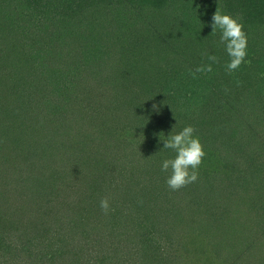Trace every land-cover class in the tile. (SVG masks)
I'll use <instances>...</instances> for the list:
<instances>
[{"label": "rangeland", "instance_id": "rangeland-1", "mask_svg": "<svg viewBox=\"0 0 264 264\" xmlns=\"http://www.w3.org/2000/svg\"><path fill=\"white\" fill-rule=\"evenodd\" d=\"M32 1L0 0V8L3 7L5 13L9 12L0 14V43L9 44L15 49L14 54L17 58L15 60L28 55L33 63L35 56L39 54L41 66L46 71L57 68L63 71L71 64L72 55L55 56V49L58 52L61 51L60 48L50 44L49 38L52 34L40 27H45L47 23L51 25L52 22L39 21V19L42 16L45 20L48 12L49 14L61 12L58 4H65L67 0H43L44 3L37 9ZM256 1L259 0H245L246 6L242 3L240 9L238 4L231 5L233 0L220 2L218 0H97L95 18L106 24L102 26L103 31L109 32L111 38L116 37L112 35H118L117 40L120 42H110L113 63L104 64L101 73L102 78L107 81L104 82L100 78L89 81V78H86L82 84V91H85L87 86H91L88 88L90 91L96 89V97L102 90L108 91V97L105 98L101 108L103 112L94 114L95 120L85 119V108V111L80 108L81 110L76 113V105L65 111L60 104L54 112V107L49 103L46 104L48 97L44 98L43 105H46V109L42 107L38 103L40 98L38 94H41V91L35 88L34 78L29 80L31 77L20 76V73H23V76H31V72L35 70L28 71L25 60L17 64L8 55L0 53V114L5 116L4 112L8 109L7 101H16L15 97L18 98L20 92L26 90L27 93L25 95L23 93L22 110H31L34 114L28 118L23 114V121L27 118L36 125L39 118L43 116L46 118L44 127H47L48 131H45L46 134L43 136L48 140L42 145L35 144L34 147L39 148L38 150L47 151L50 148L55 150L66 147L62 148L63 153L74 152L77 149L84 151L86 155L91 153L93 160H97L102 165L99 168L83 166L84 170L91 169L92 175L105 166L114 168V172H118L123 165H133L130 161L134 162L138 173L154 159L162 160L172 155L167 150L158 152L163 144L154 134L168 133L178 121V129L189 124L196 128L197 135L200 136L207 152L204 163L199 168L198 180L179 190L168 187L166 173L158 177L156 174L151 176L153 179L148 182H153V185L151 191L148 192L146 189L147 198H143L145 209L144 206L140 209V212H146L152 223L146 228L137 224L140 220L143 221L144 213H141L142 217L140 212H134V217L140 216V219L128 225L127 231L119 240L112 239L108 235L114 232L112 225L92 227L88 234H84L74 243L65 244L62 250L59 249V242L53 243L52 235L48 247L45 246L41 254L33 255L22 264H264V87L260 92L257 86V82H264V0L259 1L261 4H258L255 13H249L250 16L257 18H248L251 23L247 32L249 62L245 64L248 68L244 72H252L254 83L250 81L249 84L243 77L244 85L232 95L236 98L238 96L237 99L225 97L235 86L225 89L221 86L214 88L215 84H213L210 87V96L204 102L200 101L190 106L188 111L180 107H178L180 111L177 110L175 102L169 101L167 107L159 102L162 93L165 96L166 89H170V84L173 85L174 91H178V94H175L178 103L183 102L186 96L190 97L191 93L184 89H191V70L195 72L196 78L203 81L207 80L208 74L211 73L218 77H214L218 79L215 80L216 83L221 84L224 81L222 85H234L233 74L240 71L237 69L229 73L226 70L228 57L222 51L223 46L219 44L220 33H212L210 21L218 7L241 18L243 14L240 13L247 11L249 4ZM86 14L87 11L82 18ZM35 16L37 18H34ZM124 18L128 21H125L122 27L116 21ZM173 19H178L176 26L180 29L186 27L185 24L189 20L195 22L196 29V32L191 31L187 38L177 36L178 30L172 36L166 30L163 33L166 34L163 36L168 43L176 47L180 46L176 51L177 59L174 53L170 55L164 52L163 43H161L163 47H157L147 37L148 25L156 29L163 24L165 28ZM71 20L75 22L74 19ZM198 22L202 28L201 33L198 32ZM37 27L42 30L38 31L35 29ZM170 29L168 27V30ZM191 29L194 30L193 27ZM51 30L56 28L51 26ZM68 33L67 31L63 36ZM77 39L79 38L76 37ZM76 40L71 45H74L73 47L78 51L86 52L88 48L85 43ZM50 48L54 49L50 51ZM149 50H153L154 54H148ZM159 50L163 51V54H158ZM156 53L158 55H155ZM213 55L217 57L216 61L209 59ZM135 56L138 58L140 56L142 59L154 56L151 68L149 71L146 70L143 76V85L147 86L148 90L147 101L144 103V100L139 102V99L131 98L136 103H142L144 107H150L151 114L146 112L148 120L143 124H140V121L127 119L132 113L139 114L143 110L120 99L116 101L115 82L114 84L110 82L111 76H118L120 60L127 61ZM185 57L187 60L184 59ZM209 64L212 67L211 71L207 70ZM198 68L204 69L202 74L197 71ZM119 76L121 84L124 80L120 74ZM23 82L26 85L31 82V88L28 86L29 88L24 89ZM12 89L15 94L11 92ZM53 90L56 91L55 88ZM212 91L217 93V98ZM52 99L55 102H64L62 96L59 99L54 97ZM87 102L88 100H84L82 106ZM154 104L159 105L158 112L153 111ZM41 110L44 115H37ZM61 116L66 119V125H61L60 121L59 123L53 121V119L59 120ZM11 117L8 116L9 119ZM14 118L19 124L20 121L17 120L19 116ZM51 123L55 126L53 131ZM153 125L154 129L151 127ZM229 131L235 133L234 137L229 136ZM137 144L144 146L147 152L137 153L132 158L130 150L138 147L135 146ZM5 151L9 152L8 149ZM7 152L5 153L8 154ZM15 152L19 153V150ZM103 157H106V160H101ZM59 160L57 158L56 161ZM81 162L82 159L76 167L60 164L63 165L60 166V178H64V174H67L66 167L70 168V174L81 169ZM66 163L69 164L68 161ZM21 166L25 167L23 171L26 172H30L33 168L30 164ZM152 166L145 168V171L158 170L152 169L154 168ZM144 186L146 188V185ZM114 198L113 201L116 200ZM113 208L110 210L116 212ZM129 210L126 209L125 212ZM23 232L28 233V229H24ZM128 234H132L130 242L125 240L129 237ZM116 235L118 236V232ZM20 243L22 245L18 249L21 250L25 245L23 249L27 253L41 247V245L34 247L36 243L33 244L25 236ZM46 251L49 253L47 254ZM6 258L7 261L10 258V262L14 260L13 256L8 257V254Z\"/></svg>", "mask_w": 264, "mask_h": 264}, {"label": "trees", "instance_id": "trees-1", "mask_svg": "<svg viewBox=\"0 0 264 264\" xmlns=\"http://www.w3.org/2000/svg\"><path fill=\"white\" fill-rule=\"evenodd\" d=\"M96 1L97 0H67V3L65 4H58V9H61V12L57 11L56 14H49L48 12L44 18L45 20H43L42 16L39 19V21L52 22L51 25L47 23L45 27H40L45 28L46 32L52 34L49 38V41L51 42L50 44L53 45V47L55 45L60 48L61 51L58 52L55 49V56L61 57L63 55H72V60H70L71 64L69 63L70 65H68L67 68L65 67V70L63 71L59 68L53 70L48 69V71H46L41 66L42 61L39 54L35 56L33 63L28 55L20 60H15L17 59L14 54L15 49H12L9 44L2 45L0 43V53L8 55V57L15 60L17 64H21V62L25 60L27 62V70H35L31 72V76H23V73H20V76L22 78L31 77L29 80L34 78L33 82L36 83L35 88L41 91V94H38V97H40L38 103H40L45 109L46 105H43L44 98L48 97L46 104H51L54 107V112L60 104L65 111H68L73 105H76V113L81 109L83 111L86 109L85 119L87 120H95L94 114L97 115L103 112L101 108L104 104L105 98L108 97V91L102 90L99 96L96 97V89L95 91H90L88 88L91 86H87L88 88L85 91H82V84L86 78H89V81L92 79L96 80L97 78H100V80L104 82L107 81L102 78L101 73L104 64L107 63L108 65H112L113 63L111 61L113 58L110 53V42L115 43L120 41L117 40L118 35H112L116 37L111 38L109 32L102 30V26L106 24L95 18L97 16ZM220 1L226 0H218V2ZM259 1L261 2V0ZM259 1L249 4L247 11L245 10V12L240 13L243 14L240 19L245 25L246 32H249L251 27L248 18L254 17L250 16L249 13H255L259 7L258 4H261ZM32 2L35 9L40 8L39 6L44 3L43 0H33ZM242 3L246 6L245 0H233L231 5L234 6L238 4V7L240 6L239 8L241 9ZM86 11L87 14L84 16L85 18H82ZM8 13L9 12L5 13L3 7L0 8V14ZM62 15L64 17H62ZM34 18L37 17L35 16ZM256 18L257 17H254V19ZM71 19H74L75 22ZM125 21H128V19L124 18L123 20H117L116 22L124 27ZM177 21L178 19L169 21V25L165 28L163 24H161L160 27H156V29L150 28L151 26L148 25L149 31H147V37L152 40L154 45L157 47H163L161 44L163 43L165 46L162 48L164 52H167L170 55L174 53L175 57L178 56L176 51H178L177 48H180V46L176 47L165 40L164 36L166 34H163L165 30L167 33H170L169 35L171 36L178 30L177 36H183V38H187L188 35L191 34V31L196 32L195 22L189 20L186 24L184 23L186 27L180 29L176 26ZM170 23L172 25H170ZM197 24H199V22ZM51 26H54L56 30H51ZM168 27L171 29L168 30ZM191 27H193L194 30L191 29ZM35 29L38 31L42 30L38 27ZM201 29V25L199 24L198 32L201 33ZM182 30L184 31V34ZM67 31L69 33L63 36ZM105 35L106 37H104ZM76 37L79 38L77 39L78 41L85 43V46L88 48L86 52L78 51L73 47L74 45H71L75 42ZM53 49L54 48H50V51ZM222 51H224V49H222ZM152 52L154 51L149 50L148 54H154ZM157 53L163 54V51L159 50ZM157 53L155 55H158ZM147 57L148 58L146 59H142L140 56L139 58L138 56H135V58L127 59V61L120 60L119 64L121 66L119 65L120 67L118 68V76L110 77V82H112V84L115 82V100L118 101L120 99L124 103L126 102L139 110H143L139 114H136L135 112L127 117L129 121H140V124H143L148 120L146 112L151 114L150 107H144L142 103H139L141 100H144V103L147 101L148 90L147 86L143 85V76L147 72L146 70L149 71L151 63L154 61V56ZM184 59L187 60L186 57ZM115 64L117 65V63ZM120 68L121 70L119 71ZM247 68L248 66L243 64L239 70H237L241 73L238 72L233 74L232 83H234V85L230 84L229 86L222 85V83L224 84V81L222 80L221 84L216 83L215 80L218 81V79H214V77H218L211 73L208 74L209 77L207 80L203 81L198 79L195 77V72H192L191 70V89H184L186 92L191 93L190 97L186 96L185 100L181 102L182 104L178 103V100L176 99L178 91H174L173 85L170 84V89H166L165 96L161 92L162 96L159 98V102L165 107L168 106L169 101L172 103L175 102L174 105L177 110H179L178 107H180L188 111L190 106L192 107L193 104L196 105L200 101L204 102L210 96V87L213 84H215V87L213 86L214 88L219 86H221V88H233V86H235V88L228 91L229 94L225 96L226 98L235 99L236 97L232 95L244 85L242 82L243 77H245V80L248 81L249 84H251L250 81L253 83L255 82L254 77L251 74L252 72H244ZM19 69L20 67L18 66V70ZM21 69L23 72V64ZM199 73L202 74L203 71H199ZM119 74L124 80L121 84ZM27 84L28 85L23 82L22 87L24 89L31 88L32 83L30 82ZM257 86L260 88L258 90L261 92L263 90L262 87H264V82H257ZM53 88H55L56 91H54ZM11 92L15 94L14 89H12ZM20 93L21 95L18 98L15 97L16 101H7L6 105L8 109L4 112L5 116H1L0 114V264H22L25 260L33 257V255L41 254L45 246L48 247V241H50L49 238L52 237V235L53 243L59 242V249L62 250L65 244H71L78 241V239L82 238L84 234H88L92 227L97 228L99 225H112V230L114 232H110L108 234L109 237L115 240L121 239L123 233L127 231L126 227L131 225V223L134 224L137 219H140V216L138 218L134 217V212H140V209H142L143 206L145 209L143 198L146 199L147 193L151 191L153 182H148L150 179H153L151 176L156 174L158 177L159 175L162 176L165 174L161 171L160 166H156L160 165L161 159L156 158L152 163H149L147 167H145L149 168L154 165L152 166L154 167L152 169L157 168L158 170L149 169L147 171L146 169L145 171V168H143L137 173V167L134 166V162L130 161L133 165H123L118 172H114V168L105 166L102 167L103 169L101 170H96L94 175H92L93 172L90 171L91 169L84 170L83 166L87 165L88 167L99 168V166L102 165L98 163L97 160H93L91 153L86 155L84 151L78 149L74 152L63 153L62 148L66 147L60 146L59 149L56 148L55 150L53 148H50L47 151L38 150L39 148L36 149L34 145L37 143L42 145L48 140L46 136H43L46 134L45 131H48V128L44 127L46 124V118L44 116L41 119L39 118L36 125L28 121L27 118L33 116L34 113L31 110H22L24 105L23 93L25 95L27 91L24 90ZM212 93L217 98V93H214L213 91ZM61 96L64 98L62 99L64 102H55L52 99L53 97L59 99ZM178 96L181 98L180 94ZM131 98L139 99L140 101L136 103L131 100ZM84 100H88V102L85 106H82ZM23 114L27 116L26 121H23ZM37 115L41 116L44 115V113L41 110ZM8 116L9 118L11 117V119H9ZM17 116H19L17 119L20 121L19 124L14 118H17ZM61 117L59 120L53 119V121L58 123L60 121L61 125H66V119L64 117L61 119ZM51 127L53 131L55 127L54 123H51ZM151 127H153V129L155 128L154 125ZM226 129L228 130V128ZM234 135V132L229 131L230 137H234ZM69 146H71V144H69ZM135 146L138 147L130 150V157L133 158L137 153L141 154L147 152L144 150V146L139 144ZM32 148L34 149L33 151L31 150ZM6 149H8L9 152L5 151ZM15 150H19V153H16ZM57 158L60 160L56 161ZM81 159L83 162L80 163V166L83 169H78V171L70 174L69 167L78 166L77 163ZM101 160H106V157H103ZM67 161L69 164L66 163ZM64 163L66 164L65 166L69 167H66L67 174H64V178H60V166H63L60 164ZM23 164L32 165V170L30 172L23 171L25 168L21 166ZM17 165L20 167L18 168ZM21 171L23 173H20ZM155 171L156 173H154ZM143 185H146V188L145 186L143 187ZM146 189L148 192H146ZM105 198L110 202V209L114 207L113 209H115L116 212L110 210L106 214L100 207V201ZM113 198L116 200L113 201ZM40 202H42V204H40ZM126 209H130L129 212H125ZM141 213L143 214L144 212H140V214ZM143 216V221L140 220L137 224L142 228H146V226H149L152 223L146 216V212ZM140 227L138 228L141 229ZM24 229H28V233L25 234L23 232ZM106 229L110 230L109 228ZM55 231H57V233H55ZM117 232L118 236L116 235ZM128 235L129 237L125 238V240L130 242L132 234ZM24 236L29 238L33 244L36 243L34 247L40 245L41 247L30 250L29 253L24 251L23 248H25V245L22 246L21 250L18 249V247L22 245L20 242ZM17 242H19V244H17ZM6 252L8 257L13 256V261L10 262V258L7 261ZM46 253L48 254L49 252L46 251Z\"/></svg>", "mask_w": 264, "mask_h": 264}, {"label": "clouds", "instance_id": "clouds-1", "mask_svg": "<svg viewBox=\"0 0 264 264\" xmlns=\"http://www.w3.org/2000/svg\"><path fill=\"white\" fill-rule=\"evenodd\" d=\"M212 33H220L219 44L223 46L228 60L226 70L231 73L241 65L248 63L249 38L245 25L239 17L225 12L221 7L213 13L210 21ZM211 61H216V56H210ZM198 68L197 71H203ZM211 71V64L207 66ZM153 111H159V105H153ZM178 121L168 133L160 132L157 135L163 147L158 152L169 150V155L161 160L160 169L166 173V184L172 190H179L199 178V168L204 163L207 152L205 146L197 135L193 125H186L178 129ZM100 207L107 214L110 211V202L107 198L100 201Z\"/></svg>", "mask_w": 264, "mask_h": 264}]
</instances>
